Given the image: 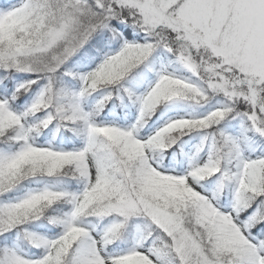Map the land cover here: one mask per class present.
Segmentation results:
<instances>
[{"label":"snow or ice","instance_id":"6c2138e0","mask_svg":"<svg viewBox=\"0 0 264 264\" xmlns=\"http://www.w3.org/2000/svg\"><path fill=\"white\" fill-rule=\"evenodd\" d=\"M0 264H264V0H0Z\"/></svg>","mask_w":264,"mask_h":264}]
</instances>
